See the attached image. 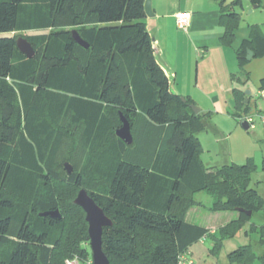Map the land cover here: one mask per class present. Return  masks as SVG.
Here are the masks:
<instances>
[{
  "label": "trees",
  "instance_id": "trees-1",
  "mask_svg": "<svg viewBox=\"0 0 264 264\" xmlns=\"http://www.w3.org/2000/svg\"><path fill=\"white\" fill-rule=\"evenodd\" d=\"M212 1L229 46L242 1ZM250 2L260 7V0ZM145 18L144 0H0V34L8 35L0 37V242L8 245L0 248V264H42L45 249L46 264L88 260L87 223L75 198L64 209H40L36 201L39 183L73 155L74 188L84 189L111 223L102 230L109 264H176L202 236L213 240L210 252L217 255L244 212L264 209L250 187L252 159L215 168L202 163L196 134L214 129L211 114H195L189 97L170 90ZM13 33L24 34L32 58L18 51ZM261 37L251 26L235 51L240 70L248 50L253 57L264 53ZM259 84L264 90V78ZM232 94L231 115L242 123L249 104L242 90ZM120 115L129 123V146L116 136ZM198 192L212 198V213L244 211L220 228L219 238L185 222L200 205L193 199ZM55 210L59 219L39 215ZM246 254V247L230 251L227 264Z\"/></svg>",
  "mask_w": 264,
  "mask_h": 264
},
{
  "label": "crops",
  "instance_id": "crops-1",
  "mask_svg": "<svg viewBox=\"0 0 264 264\" xmlns=\"http://www.w3.org/2000/svg\"><path fill=\"white\" fill-rule=\"evenodd\" d=\"M150 3L154 16L146 17L144 23L152 39L156 59L168 78L170 90L179 96L189 97L195 105L198 103L204 105H197L202 113L232 114V106L235 110L232 91L234 88L243 92L249 89L248 79L250 77L245 65L246 75L236 72L235 51L238 46H235L234 33L229 46L222 42L224 28L220 24V11L217 3L212 0H150ZM254 8L259 7L254 5ZM235 11L239 13L236 9ZM182 14H186L188 18L185 30L179 29L177 25V17ZM229 48L233 50L234 58L231 57L232 53H229ZM259 86L260 84H257V96L262 93ZM251 96L252 91L250 90L248 104ZM261 98H264V93ZM262 111L264 107L258 113ZM196 194L193 195V199L200 205L187 211L185 222L191 227L196 226L206 230L210 235H216L217 229L225 226L230 220L221 222L217 220V217L216 219L212 217L216 215L205 217L199 215L197 211L193 213L202 205L200 201L195 200ZM211 204L212 198L210 197L208 206L210 207ZM208 206L205 207L208 209ZM208 239L211 238L202 236L187 245V250L190 251L194 263L227 264L229 252L220 262L219 253L212 255L210 252L213 246L212 239V246L206 247Z\"/></svg>",
  "mask_w": 264,
  "mask_h": 264
},
{
  "label": "rangeland",
  "instance_id": "rangeland-1",
  "mask_svg": "<svg viewBox=\"0 0 264 264\" xmlns=\"http://www.w3.org/2000/svg\"><path fill=\"white\" fill-rule=\"evenodd\" d=\"M232 1L233 0H225V3L226 5H229ZM241 1L242 7L235 8L240 14V19L234 29L236 40L235 46H238L239 48L242 42L250 37L251 26L256 25L262 36L260 45L261 48L264 49V0H260L261 5L259 8H254V5L251 4L250 0ZM12 35L15 36L16 39H24V34L13 33ZM1 36L8 35L0 34V37ZM229 49V53H232L231 57L234 58L233 50L231 48ZM235 67H237V73H240V75H246L244 71L240 70L238 64H236ZM245 67L249 71L250 77L248 79L249 89L247 90L252 91L251 99H249L248 115L253 119L254 127L244 130L241 127V123L234 120L230 113L213 114L210 116L209 120L214 129L211 130L209 128L207 130H201L196 134V137L198 138L202 149L200 152V159L207 168L221 167L228 162L242 165L247 159H252L255 165V170L251 175L250 187L255 188L264 198V127L259 123L257 117L259 110L264 107V98L256 95L257 84H259L261 80L260 78L264 77V53L256 55L246 61ZM260 91L262 94L264 93L263 90ZM181 97L184 98V96ZM199 104L200 103L197 105ZM197 105L194 104V106L200 109ZM200 106L204 105L200 104ZM232 112H234V106H232L231 113ZM71 132L74 133L75 130H72ZM73 157L77 158L75 155H73ZM73 157H69L71 161H61L57 170L49 174L50 178L48 181L39 183L36 201L40 209L47 208L50 205L59 206L64 209L65 204L63 202L76 198L79 189L74 188L73 182L77 160L75 161ZM79 161H81L80 165H82V160L80 159ZM65 164H67L72 170L70 175L67 174L64 168ZM194 198L195 200L200 201L202 205L200 208H196L193 213L197 211L199 215L201 214L205 217L216 215L212 217L215 219L217 217V220L221 222H226V220H232L237 217V211H227L217 214L210 212L205 207L210 205V196L206 192L197 193ZM216 237H220V229H217ZM211 246V239H208L206 247L210 248ZM239 247H246L247 254L243 261L234 264H264V209L247 216L240 224L239 229L233 237L223 239L218 255L219 261L222 262L225 259L227 252ZM0 248L7 249V243L1 241ZM86 250L88 252V260H91L89 243ZM49 254V249L39 251V258L41 259L42 264H46ZM80 264H86V262L81 260Z\"/></svg>",
  "mask_w": 264,
  "mask_h": 264
},
{
  "label": "water",
  "instance_id": "water-1",
  "mask_svg": "<svg viewBox=\"0 0 264 264\" xmlns=\"http://www.w3.org/2000/svg\"><path fill=\"white\" fill-rule=\"evenodd\" d=\"M144 12L146 17H153V11L151 7L150 0H144ZM72 38L74 41L88 48V45L84 43L78 34L75 31L71 32ZM16 47L18 51L23 54L26 58H32L34 56V51L30 44L23 38L16 39ZM252 58V52L250 50L247 51L246 60H250ZM245 99L244 104H248V98L250 96V91H244ZM184 100V99H183ZM192 111L195 114L200 113V109L194 105L190 106ZM120 121L122 123L121 127L116 130L117 138L122 141L125 145L129 146L132 144V137L130 134L129 123L120 115ZM241 127L244 130L249 129V125L246 121L241 123ZM64 168L68 175L72 173L71 168L65 164ZM73 204L82 209L85 214V222L87 223V236L89 240V246L91 249V261L92 264H109L107 257L104 255L102 251V230L105 227L111 225L110 220L104 215L102 209L96 205L94 200L90 197V195L84 190L80 189L76 195V198L73 201ZM238 212H244L243 210H238ZM247 216L251 215V212H244ZM42 217L49 216L53 219H59L60 214L58 210L53 212H44L39 214Z\"/></svg>",
  "mask_w": 264,
  "mask_h": 264
},
{
  "label": "built area",
  "instance_id": "built-area-1",
  "mask_svg": "<svg viewBox=\"0 0 264 264\" xmlns=\"http://www.w3.org/2000/svg\"><path fill=\"white\" fill-rule=\"evenodd\" d=\"M187 19L188 18H187L186 14L178 15L177 25H178L179 29L185 30V28L187 26ZM258 96L262 97L263 94L260 93V95H258ZM257 117L259 119V123L264 127V111L258 113ZM243 121H246L248 123L249 128L254 127L253 119L251 118V116L247 115L246 117H244ZM85 262H86V264H92L91 260H86ZM64 264H80V260L77 257H74L72 259L65 260ZM176 264H195L194 260L192 259L190 251L186 250L183 253L179 254L177 257Z\"/></svg>",
  "mask_w": 264,
  "mask_h": 264
}]
</instances>
